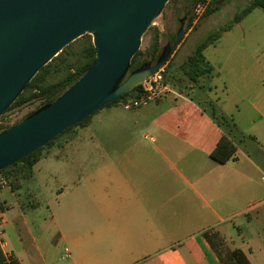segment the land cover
Listing matches in <instances>:
<instances>
[{
  "label": "crops",
  "instance_id": "obj_1",
  "mask_svg": "<svg viewBox=\"0 0 264 264\" xmlns=\"http://www.w3.org/2000/svg\"><path fill=\"white\" fill-rule=\"evenodd\" d=\"M200 25L165 64L176 93L134 110L100 109L34 165L41 189L33 205L51 210L55 236L44 247L31 236L32 264H237V249L250 264H264V143L255 136L257 158L230 135L234 157L212 158L228 131L201 104L216 101L226 115L232 83L214 65L198 84L180 70L202 42L189 45ZM237 81L240 98L257 112L252 123L264 132V102L252 99L258 83Z\"/></svg>",
  "mask_w": 264,
  "mask_h": 264
},
{
  "label": "water",
  "instance_id": "obj_2",
  "mask_svg": "<svg viewBox=\"0 0 264 264\" xmlns=\"http://www.w3.org/2000/svg\"><path fill=\"white\" fill-rule=\"evenodd\" d=\"M170 0H0V118L40 69L70 43L91 35L97 58L55 100L0 133V170L143 84L171 58L194 16H183L174 41L132 68L143 36ZM202 0L194 6L195 13Z\"/></svg>",
  "mask_w": 264,
  "mask_h": 264
},
{
  "label": "rangeland",
  "instance_id": "obj_3",
  "mask_svg": "<svg viewBox=\"0 0 264 264\" xmlns=\"http://www.w3.org/2000/svg\"><path fill=\"white\" fill-rule=\"evenodd\" d=\"M250 1L218 0V9L208 17H203L202 13L206 8V4H201L197 13H193V9L192 14H187L190 0H175L166 5L152 26L160 28L165 33L162 38L164 45L167 43L168 34L176 30L179 16L193 15L197 18L200 16L197 23H201V25L194 33L189 43L190 45L195 40L204 41L213 32L228 25L235 14ZM152 26L143 36L140 47L142 51H145L153 40L154 27ZM89 39V35H85L77 39L71 48L79 50ZM91 39L93 40L92 36ZM204 54L232 83L224 104L228 111V113L226 112L228 115H226L236 122L239 129V134L235 138L237 145L242 150L258 158V151L261 150L260 144L264 143V132H262L261 127L252 123L253 116L257 115L254 106L249 100H245L246 98L241 99L236 89L240 87L237 81L239 76L248 81L253 79V84L258 83V90L252 94L254 96L252 99H260L257 102L258 107L264 102V10L261 8L254 9L241 22L234 24L231 30L225 32L216 44L208 46ZM244 94L252 97L246 90H244ZM39 104L40 101H35L24 107L13 109L6 115L4 122L14 123L21 120L29 112L37 109ZM236 104H238L237 108H235ZM214 105L218 109L219 112L216 110L218 113L223 112L218 107V104L216 105V101ZM114 106L121 108L120 105ZM201 107L206 108L210 112L213 109V105H207L204 102H202ZM103 108H108V106ZM162 108H168V104L162 105ZM157 110L159 108L153 109L152 112H157ZM231 113L235 115L232 116ZM103 135L107 137L106 133ZM255 136L260 138L258 139L260 144L256 141ZM259 179L261 188H264L262 176ZM39 189L41 188L38 181L30 177L21 179L19 187L13 186L10 181L9 186L0 191V211H2L1 221L3 225L2 243L6 244L4 249L18 256L22 264H32L31 236L36 238L41 247H44L55 236V230L52 228L51 210L46 205L42 208H37L33 205ZM44 201L46 202L47 199L45 200L44 198ZM7 254L6 256L9 258Z\"/></svg>",
  "mask_w": 264,
  "mask_h": 264
},
{
  "label": "trees",
  "instance_id": "obj_4",
  "mask_svg": "<svg viewBox=\"0 0 264 264\" xmlns=\"http://www.w3.org/2000/svg\"><path fill=\"white\" fill-rule=\"evenodd\" d=\"M174 1L175 0H170L169 3ZM217 1L218 0H211L208 3L202 13L203 17H208L218 9ZM197 2L198 0H190V7H188V10L186 12L187 14H192L191 12ZM205 2L206 0L201 1L202 4H204ZM256 8H261L264 10V0H251L244 8H242L235 14L233 20H231L228 25L213 32L209 37L198 44L193 53L180 66V70L189 82L198 84L201 77L210 75L213 72L214 66L211 61L208 60L205 56V49L212 44H216V42L226 31L231 30L234 24L241 22ZM182 17L183 16L178 17V26L175 31L168 34L167 42L175 40L177 31L180 26V19ZM192 25L193 21L186 25V33L192 27ZM164 35L165 33L162 32L160 28L154 27V36L150 46L145 51L139 50L136 53V55L132 59V68L140 66L146 60H152L156 58L159 50L163 46L162 38ZM89 37V41L79 50H73L71 48L73 43L75 42L74 41L70 43L59 55L54 57L48 64L40 69L35 77L26 85L25 90L18 97V99L10 106L8 110L3 113L2 117L0 118V133L23 120L25 117L33 113L36 109L29 112L24 118L19 121H16L14 123L4 122L6 115L10 111L15 108L24 107L25 105L33 103L35 101H40V104L37 107L38 109L45 103L55 100L71 85H73L82 76H84V74L92 66L97 58V48L93 44L91 35H89ZM140 88L141 85L137 86L132 91L127 92L126 94L115 99L112 103L106 106L120 105L129 97L136 96ZM212 108L213 109L211 113L213 114V117L215 118V120H217V123L220 126H223L227 129L228 134L224 133L222 135L217 146L211 152V156L213 159L220 163H226L234 157L237 151V146L230 135L236 137L237 134H239V129L236 122H234L232 118L223 113H218L214 105ZM96 112H94L91 116L86 117L79 123L67 128L62 133L58 134L44 147H41L29 153L21 160L0 170V172H3L8 177L13 186L19 187V182L21 179L30 177L32 178L34 174V165L41 159L46 148L51 147L58 139L72 131L75 127L87 125ZM232 255L236 259L237 264H250L241 250H234ZM0 264H21V262L14 256H10L8 258L4 253L2 246L0 245Z\"/></svg>",
  "mask_w": 264,
  "mask_h": 264
},
{
  "label": "built area",
  "instance_id": "obj_5",
  "mask_svg": "<svg viewBox=\"0 0 264 264\" xmlns=\"http://www.w3.org/2000/svg\"><path fill=\"white\" fill-rule=\"evenodd\" d=\"M210 1L211 0H206L204 4H206L207 6ZM200 5L197 11L200 10ZM199 17L197 18L196 16H194L193 23H196ZM165 74H166V65H163L152 76H150L143 84H141V88L136 96L129 97L124 102H122L120 106L125 110H134L147 106L157 100L164 98L165 96L171 93H176L174 86L166 80ZM146 137L153 139V137L149 135H147ZM9 183L10 180L8 179V177L3 172H0V189L7 188L9 186ZM1 218H2V211H0V245L3 246L4 245L2 243L3 225ZM69 255H70V250L66 248V254L64 257L67 258L69 257Z\"/></svg>",
  "mask_w": 264,
  "mask_h": 264
}]
</instances>
